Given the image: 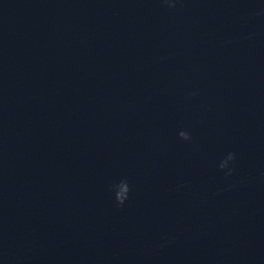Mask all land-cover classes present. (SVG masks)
Returning <instances> with one entry per match:
<instances>
[{"label":"water","instance_id":"95a60500","mask_svg":"<svg viewBox=\"0 0 264 264\" xmlns=\"http://www.w3.org/2000/svg\"><path fill=\"white\" fill-rule=\"evenodd\" d=\"M0 264H264V0H0Z\"/></svg>","mask_w":264,"mask_h":264},{"label":"clouds","instance_id":"9594fccd","mask_svg":"<svg viewBox=\"0 0 264 264\" xmlns=\"http://www.w3.org/2000/svg\"><path fill=\"white\" fill-rule=\"evenodd\" d=\"M162 3L168 8L173 9L176 7L179 0H162ZM179 138L183 141H191V135L189 132L181 130L179 133ZM236 154L234 152H229L227 156L222 159L219 163V168L224 171L226 176H231L234 172ZM232 165V167H230ZM226 170V171H225ZM184 187V185H181ZM111 191L114 194L115 202L118 207H121L129 199L130 187L126 180H120L118 183H114L111 186Z\"/></svg>","mask_w":264,"mask_h":264}]
</instances>
